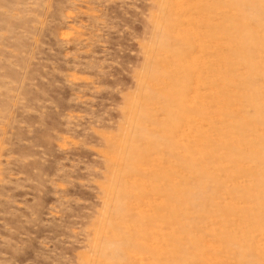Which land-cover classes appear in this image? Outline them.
I'll return each instance as SVG.
<instances>
[{"label":"rangeland","instance_id":"rangeland-1","mask_svg":"<svg viewBox=\"0 0 264 264\" xmlns=\"http://www.w3.org/2000/svg\"><path fill=\"white\" fill-rule=\"evenodd\" d=\"M0 264H264V0H0Z\"/></svg>","mask_w":264,"mask_h":264}]
</instances>
